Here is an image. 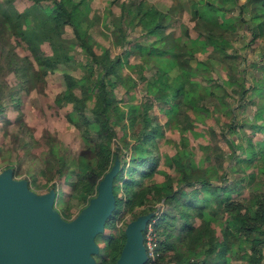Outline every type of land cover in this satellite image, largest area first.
<instances>
[{
    "label": "trees",
    "instance_id": "obj_1",
    "mask_svg": "<svg viewBox=\"0 0 264 264\" xmlns=\"http://www.w3.org/2000/svg\"><path fill=\"white\" fill-rule=\"evenodd\" d=\"M191 1L195 37L189 25L177 24L179 0L167 10L149 0H109L103 15L88 0H35L32 9L13 13L0 4L5 14L0 15L1 36L13 37L28 50L7 57V71L14 69L19 79L9 101H18L14 93L20 87L28 92L25 82L31 75L43 85L44 76L60 70L64 88L52 105L70 106L66 121L86 142L76 156L77 179L60 209L63 218L83 210L118 163L114 208L105 226L115 227L122 208L132 219L154 212L156 257L163 264H264V0ZM25 14L32 16L33 26L24 24ZM96 23L103 33L109 30L104 36L118 50L99 43L93 34ZM67 27L71 39L65 38ZM45 40L49 53L40 46ZM256 42L260 54L254 57L249 53L254 54ZM198 45L219 60L220 77L193 82L202 88L194 95L185 89L186 69L195 71L205 63L193 52ZM133 55L140 61L131 63ZM71 66L81 74L72 73ZM124 66L132 70L128 76ZM138 81H145L150 95L139 97L140 106L129 102L138 97ZM214 88L222 93L209 99ZM152 100L164 106L156 111ZM7 103L0 100V113ZM217 104L226 108L220 125L194 113L211 111L213 118ZM249 104L255 105L251 113L241 110ZM116 141L123 144L113 147ZM57 163L59 177H68V163ZM46 180L48 191L58 187L51 176ZM73 199L82 203L75 215ZM125 241L123 229L110 233L108 251L97 263L115 264Z\"/></svg>",
    "mask_w": 264,
    "mask_h": 264
},
{
    "label": "rangeland",
    "instance_id": "obj_2",
    "mask_svg": "<svg viewBox=\"0 0 264 264\" xmlns=\"http://www.w3.org/2000/svg\"><path fill=\"white\" fill-rule=\"evenodd\" d=\"M7 1L0 0V4L2 7H8L10 13L15 12L16 10L21 12L27 11L28 9L30 10L34 6L33 3H35V0ZM88 1L100 15H103L105 13L109 2V0ZM149 1L162 10H167L170 5L175 2V0ZM179 1L182 4V9L177 13V24H184L187 26L189 25L191 28V36L195 37L197 35V32L194 30V21L191 20L190 12L192 1ZM240 1L242 2L243 0ZM248 1L249 0H247V2ZM1 12L0 15L2 14L4 16L5 14ZM24 21H26L24 22V24L30 27L34 24V20L29 14H25ZM22 22L23 20L20 21V24H23ZM7 23L8 22L6 21V24ZM93 30V34L98 40H100L99 43L101 45L113 47L111 42L106 38V36H104L106 33H110L107 28H104V34L101 23H96L94 24ZM177 32H180L179 27H177ZM100 34H102L103 37ZM65 35V38L71 39L70 36L72 34L69 27H67ZM230 35L231 34H229L228 36ZM260 40H262V38H260ZM258 44L259 42H256L254 44L256 48L254 57L260 54V48ZM40 46L45 52H51L50 46L46 40L41 43ZM113 48L118 50V47ZM9 49H11V51ZM245 50H248V48ZM15 51L18 55H24L28 52V50H24L22 49V47L17 46L13 37H10L9 35L1 36L0 32V66H2V68L0 69V84L2 85V89H0V100L9 102L4 106V110L0 113V173L4 169H6V166H10L12 168L14 167V177L26 179L28 178L30 183L29 186L33 191L37 193H45L48 191V187L50 185L46 179L48 176H51L52 181H55L58 186L56 188L55 207L64 217L60 209L62 206L66 205L67 200L71 194L70 192L72 190L73 181L77 179V175L74 173V164H76V156L78 155L79 151L84 146H86V142L84 141V138L79 134L77 129L68 121H66L65 113L70 109V106H64L63 108L57 109L52 105L55 95H57L64 88V82L60 70L44 76L43 85L39 84L40 81L36 76L31 75V79H27V82H25V85L27 87L29 86L28 92L24 88L20 87V91L14 93L18 101H9L10 93L13 90L19 88L17 87L19 79L15 74L14 69L7 71L5 63L8 59V55H12ZM193 52L196 56L200 57L199 61H202L203 63L205 62L204 64L196 66L197 68H200L196 69L195 71L186 69V71L189 73V78L186 81L187 83L185 85V89H187L186 91L188 93L196 95L202 91V88L196 85L193 86V82L200 81L203 84H207V82L205 81V77L213 76L219 78L220 74L217 68L219 60L215 59L214 57L208 56L207 53H205L202 47L199 45L193 49ZM249 55H252V52L249 53ZM79 56L81 57L80 54ZM19 57L20 56H15L16 59H20ZM139 61L140 59L138 58V56H131V63ZM195 61L196 58H193L192 62L195 63ZM160 64L165 65V61H162ZM19 68L21 73L22 66L19 65ZM123 69L125 70L127 76L129 75V72H132V70H130L128 66H124ZM69 70L74 74H81L79 68L71 66L69 67ZM146 71L149 74L151 70L148 69ZM134 76L137 77V74L134 73ZM136 80H138V77L136 78ZM127 81L132 82V80L130 79H128ZM144 82L145 81H138V84L135 87L138 97H132L129 99V102L133 105L136 104L140 106L141 103H143L138 102L140 101L139 97L143 98L150 96L145 93L146 88ZM117 87L123 90V87L125 88V85L120 84ZM117 93L119 98L124 96L119 91H117ZM188 93L186 94L187 96H189ZM221 93V89L218 93L217 89L214 88V94L209 96V99H216L221 95ZM256 100L257 99H254L252 101L256 103ZM152 102L157 105V108L155 109L156 111L159 110L161 105L164 106L163 103H159L158 101L152 100ZM257 106H259V103L257 104ZM15 107L19 110H15ZM254 108L255 105L252 106L251 104H249L246 107L241 108V110L245 109L247 113H251ZM225 109V105L217 104L214 107L215 115L213 118H211V111H209L208 113H201L198 110H195L194 113H196L199 117L204 116L206 118H209L208 120H211V122L218 121L217 123L220 125L222 122L221 120L226 116ZM244 115L245 112L240 114V116ZM245 126L247 127L248 125ZM118 133V136L122 135L121 130H119ZM49 137L52 138V140H49ZM51 142H53V149H51ZM117 143L120 145L123 144L122 141H116L113 143V147H115ZM168 150H171V148L168 147ZM62 160H65L66 164L68 163L69 169L67 173L68 177L60 178L57 173V168L60 163L57 162H62ZM73 200L74 201L72 204V208L75 215L82 203L77 204L76 199ZM159 204H161L160 206L164 207L163 203ZM115 218V227L105 226V231L99 233L95 238L99 249L96 253L93 254V256L97 260V262L102 257H104L108 251L106 238L109 236V234L115 233L116 231L117 233H120V230H124L127 223L133 220L132 213L125 212L124 208L120 210Z\"/></svg>",
    "mask_w": 264,
    "mask_h": 264
},
{
    "label": "water",
    "instance_id": "obj_3",
    "mask_svg": "<svg viewBox=\"0 0 264 264\" xmlns=\"http://www.w3.org/2000/svg\"><path fill=\"white\" fill-rule=\"evenodd\" d=\"M116 163L98 185V194L74 218L55 207L56 189L33 191L11 167L0 173V264H98L96 236L104 231L114 208ZM154 212L127 223L126 241L115 264H144L143 230Z\"/></svg>",
    "mask_w": 264,
    "mask_h": 264
},
{
    "label": "built area",
    "instance_id": "obj_4",
    "mask_svg": "<svg viewBox=\"0 0 264 264\" xmlns=\"http://www.w3.org/2000/svg\"><path fill=\"white\" fill-rule=\"evenodd\" d=\"M159 207H162L159 205ZM156 217L152 216L145 226L143 233V242L146 247L147 260L144 264H163L157 260L156 249L159 244V235L155 229Z\"/></svg>",
    "mask_w": 264,
    "mask_h": 264
},
{
    "label": "crops",
    "instance_id": "obj_5",
    "mask_svg": "<svg viewBox=\"0 0 264 264\" xmlns=\"http://www.w3.org/2000/svg\"><path fill=\"white\" fill-rule=\"evenodd\" d=\"M243 2H247V0H243ZM245 50V48H243V51ZM254 54L252 53V55L251 56H253Z\"/></svg>",
    "mask_w": 264,
    "mask_h": 264
}]
</instances>
